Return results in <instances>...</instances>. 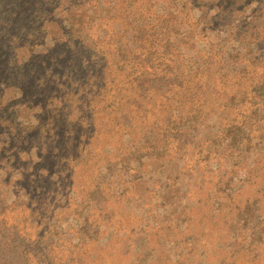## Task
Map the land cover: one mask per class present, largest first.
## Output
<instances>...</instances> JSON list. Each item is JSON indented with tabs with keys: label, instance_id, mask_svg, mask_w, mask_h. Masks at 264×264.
I'll use <instances>...</instances> for the list:
<instances>
[{
	"label": "rangeland",
	"instance_id": "rangeland-1",
	"mask_svg": "<svg viewBox=\"0 0 264 264\" xmlns=\"http://www.w3.org/2000/svg\"><path fill=\"white\" fill-rule=\"evenodd\" d=\"M209 3L0 0V224L6 225L0 232L7 241L13 233L22 243L13 249L20 251L19 256L7 254L4 260L139 264L138 238L153 239L156 231L170 227L171 239L178 243L180 234L198 217L215 221L208 226L213 229V248L230 241L242 243L243 238V242L253 241L252 232L224 239L219 217L210 218L201 204L207 195L210 200L215 197L213 184L230 175L229 169L236 171L231 182L234 202L258 196L251 184L257 178L250 179L247 171L256 163L264 169V98H255L252 91L259 80L264 88V41L258 49L252 46L253 54L248 52L252 31L247 25L260 24L251 16L255 4L227 14ZM136 27L154 31V52L170 48L169 76L186 79L185 89L200 84L199 103L184 104L182 112L176 113L185 120L196 116L197 138L199 133H210L216 140L230 126L252 123V114L258 112L252 125L256 124L243 130L249 138L241 152L227 156L223 146L201 143L178 150L168 139L160 160L146 152L143 156L137 151L136 136L101 111L98 96L105 75L115 71V60L120 62L113 43L118 38L126 41ZM75 83L86 89L82 114H76L80 106H74L73 97L65 111L52 107L48 94L60 96L59 87ZM97 191L106 199L101 207L113 215L111 222L98 215ZM126 199L135 203L128 206ZM209 206L214 209L216 203ZM258 206L264 215V202ZM89 210L93 211L89 229L96 228L94 240L81 237ZM120 215L127 220L123 226L131 222L127 230L112 226ZM129 230L136 232L134 237H129ZM259 247L264 250L263 241ZM160 248L154 253V260L159 259L156 264L201 260L199 254H187L184 244L161 252ZM218 252H213V264L218 263ZM234 261L264 264V252L259 260Z\"/></svg>",
	"mask_w": 264,
	"mask_h": 264
},
{
	"label": "trees",
	"instance_id": "trees-1",
	"mask_svg": "<svg viewBox=\"0 0 264 264\" xmlns=\"http://www.w3.org/2000/svg\"><path fill=\"white\" fill-rule=\"evenodd\" d=\"M200 1L210 2L209 4L212 8L218 7L222 13L227 14L240 10L249 4H255V7L252 8L251 16L254 19L259 20L260 24L248 23L247 25L252 31L248 52L253 54V51L251 50L252 46L253 49H258L261 46V43L264 41V0ZM69 29H71V27H69ZM80 32H82V29L78 33ZM154 40V31L151 29L145 30L144 28L136 27L128 32L126 41H122V39L118 38V41L113 43V45L116 46L115 54L118 55L120 62H123V64L119 66L118 64L120 62L118 63V61L115 60L113 62L115 71L110 69L105 75V87L103 89L101 87L100 90H102V92L98 96L101 111L106 115H112L117 124L126 126L129 131L136 136V143L140 145L139 149L137 147V151L143 156L146 152L147 156L160 160V155L164 153L163 148L168 139H170L172 143H175L178 150H184L191 145L195 146L201 143L202 145H213L215 147L223 146L222 153H228L227 156L233 155V152H241L242 149L247 146L246 141L249 138V135H245L243 130L246 129L247 126H251L253 122L258 121V112L255 111L252 114V123L247 124L242 122V125L240 126H230L222 132L220 137H216V140L214 137H210V133L207 135L199 133V137L197 138L198 131L196 128H198V124H196V116L185 120L186 118L184 117H176V113L182 112L184 104L193 105L199 103L201 86L196 83L193 88L185 89L183 83L186 82V79L183 82V77L181 78L177 75L169 76L171 68L168 67L170 63L166 62V56L170 54V48H164L163 53L154 52ZM121 70H125L127 73L120 75ZM258 85L260 86L258 87ZM59 90L64 96H58L54 92L48 94L53 102L52 107L55 106L56 109L62 107V109L57 110L65 111L68 107L69 100L73 97L76 99L74 106L76 104L80 106V110L77 111L76 114L81 115L84 110L83 99L81 98L86 91L85 87L79 83H75L73 85L68 84V86L64 88L59 87ZM65 90H69L70 92H64ZM252 91L255 98H264V88L262 87L260 80ZM163 107H165V109H163L164 112H161ZM128 111L134 115L131 116ZM195 113H198V110L195 111ZM80 120L85 123L86 118L81 117ZM255 124L256 123L253 125ZM135 127L140 129L134 131ZM209 129L210 132H213L212 128ZM124 130L125 129L122 128L121 133H123ZM49 132L50 134L51 132L53 133V131ZM217 153H219V151H217ZM205 158L206 155L204 156V159ZM263 170V167H258L256 163L251 171H247V174L251 175L249 176L250 179L253 175L257 178V180L252 181L251 184L254 185L258 196L251 199V201L242 202L243 200L240 199L239 201L234 202L231 193V182L233 181L232 176L236 171L229 169L230 175L224 174L223 179H218V181L213 184V187L215 188V197L210 200L211 196L207 195L208 199H204V202L201 204L202 208H207L210 218L213 219L219 217V222L222 223V230L220 233L221 235H224V239H234V236L241 234L243 236L247 234L246 232H252L253 241L243 242L245 241L243 238L242 243L230 241L222 243V246L219 248H213V229L208 226L212 223V225H214L215 221L207 223V221L203 220V217H198L195 224L189 226L180 234V240L178 243H174L171 239L172 234L174 233H171L172 229L170 227L165 228L167 229L166 232H162L165 229H161V232L156 231L154 235L155 238L153 237V239L150 238L149 240H144L143 238H138L136 240L135 248L140 257L137 255V262H139V264H156L159 262V259L154 260V253H157L158 251L157 247H161V252L168 248H180L182 244L188 249L187 254L192 256H194V254H199L197 257H201L200 261H194L192 264H213L212 261L210 262L211 258L214 257L213 252L218 251H225V254L223 255L221 252H218L219 259L216 264H235L234 259H239L243 262L248 260L251 261L252 259L259 260L264 252V250H262L263 248L259 247V244L262 241L264 244V220H261L264 218V215L262 213L263 210L258 206V204H263L264 202ZM258 171L261 173H258ZM96 194L101 198L100 202L95 201V205L97 204L99 208L98 215L104 221L111 222L110 220L113 215H110V213L108 214V211L105 209L103 211L101 207L107 203L105 197L102 196L100 191H97ZM129 200L130 199L125 200L128 206L135 203V201ZM211 201L216 203L214 209H211L209 206V203H212ZM46 205L49 206V203H46ZM122 206L124 207V205ZM221 213H224V215ZM92 216L93 211L89 210L85 213V225L80 230L83 239L94 240L97 237L95 234L96 228L94 227L92 230L89 229L91 227L90 222ZM227 217L230 221L229 223H227ZM125 221L127 220L124 216L120 215L118 220L113 223L112 226L115 229L127 230L128 226H130L129 223L131 222L126 224V226H123ZM2 227L5 228L6 225L0 224V231H2ZM196 229H200L202 232H195ZM14 230L15 232L18 231L17 228ZM134 232V230L127 231L131 238L134 237L131 236ZM204 235L205 239L201 241ZM126 241L129 240L126 239ZM18 243H20L21 246L22 243L15 234L11 233L7 241L4 234H1L0 232V264L17 263L15 260L8 261L4 260V258L7 254L19 256L20 251L17 252L13 250L14 248H20ZM7 245L12 247L9 248ZM205 260L206 262H204ZM180 262L181 261H178L176 264H181ZM160 263L162 262L160 261Z\"/></svg>",
	"mask_w": 264,
	"mask_h": 264
}]
</instances>
